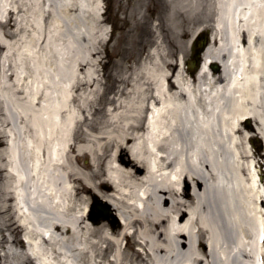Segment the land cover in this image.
I'll list each match as a JSON object with an SVG mask.
<instances>
[{"label": "bare ground", "instance_id": "1", "mask_svg": "<svg viewBox=\"0 0 264 264\" xmlns=\"http://www.w3.org/2000/svg\"><path fill=\"white\" fill-rule=\"evenodd\" d=\"M99 2L30 0L36 33L27 61L1 76L2 195L12 190L23 233L7 239L4 264H264V181L257 166L249 181L228 165L229 155H240L241 134L252 136L244 123L253 121L264 140V0H208L217 44L195 79L168 73L161 48L147 74L119 82L127 97L109 110L86 172L78 124L90 98H102V83L82 75L85 36L77 26L69 39L68 29L72 16L87 13L95 17L87 26L102 31ZM167 3L169 21L204 7V0ZM90 5L96 10H84ZM14 7L0 0V19L18 13ZM0 45L9 47L1 33ZM119 151L130 158L113 157L104 169ZM84 194L107 200L118 221L98 224L81 208Z\"/></svg>", "mask_w": 264, "mask_h": 264}, {"label": "rangeland", "instance_id": "2", "mask_svg": "<svg viewBox=\"0 0 264 264\" xmlns=\"http://www.w3.org/2000/svg\"><path fill=\"white\" fill-rule=\"evenodd\" d=\"M71 1L75 2L76 0H68L69 3ZM169 1L171 0H100L101 20L104 24L102 31L87 26V22L95 19L92 15L87 16V13H84L85 16L77 18L72 16L71 28L68 29L69 39H72L71 32L78 27L85 36L83 58L80 60V64L84 66L82 75L87 79L97 74L102 83L100 94L102 98L99 96L90 98V106L88 108L84 106L87 120H81L78 124L76 145L83 150V155L80 156V167L86 172L92 165L93 156L90 150L99 152L97 138L102 132L100 129L109 125V110L119 98L124 100L127 97L120 92V88L125 85L122 86L119 82L124 78H129V82H132L138 75L147 74L156 62L153 52L161 50V48L162 62L171 66L167 69L168 73L173 75L181 72L184 76L188 75L195 79L201 71L204 55L208 48L217 44L214 17L207 10L208 0H204V7L199 11L190 15L181 14L179 16L178 14L173 21L168 19L169 6L167 2ZM11 2L15 6L14 9H18V13L9 14L6 12L0 19V33L9 43V47L6 48L0 45V79L1 76H7V74L11 77L12 72L20 66L21 62L27 61L24 48L32 42L36 33L30 0H25V2L9 0V3ZM161 3L165 4L163 6L165 12L159 16L157 8ZM76 5L79 6V3ZM88 9L93 12L96 7L94 5L84 7V10ZM158 24H162L161 28H155ZM203 36L207 43L205 49L198 44L199 42L196 43ZM73 55L69 49L67 58L70 60ZM181 61H183L184 70H181ZM77 67L79 69V66L75 64L74 72L78 71ZM209 68L216 77L222 74L220 63L214 61L210 63ZM130 88L131 86H127V89ZM86 95L83 96L86 97ZM94 120L97 129L91 126ZM3 123L4 115L0 99V264L5 263L3 251L7 239L18 241L23 234L16 223L12 190H6L7 197L2 195L3 184L5 185L8 180L7 172L4 169L5 160L1 154V150L6 145L2 132ZM247 124L251 127L249 128ZM243 128L252 136L246 139V135L241 134L239 137L241 141L237 146L240 155H229L228 162L230 164L228 163V165L233 167L232 164H236L247 180L252 178L254 168L257 166L256 168L264 181V140L256 134V126L253 121L244 123ZM252 140L255 142L252 143ZM251 149H253L252 153ZM113 157L128 159L130 154L126 151L113 153L112 157L106 160L104 169ZM225 174L226 178H230V172L225 171ZM215 181H217L216 178ZM95 196L94 198L90 194H84L81 208L91 215L98 224L105 220H112L114 217L118 221V214L116 215L112 205L100 196ZM131 240L136 242L134 239ZM203 241L206 243L204 236ZM127 244L128 241H125L123 247H126Z\"/></svg>", "mask_w": 264, "mask_h": 264}, {"label": "water", "instance_id": "3", "mask_svg": "<svg viewBox=\"0 0 264 264\" xmlns=\"http://www.w3.org/2000/svg\"><path fill=\"white\" fill-rule=\"evenodd\" d=\"M199 44L201 45L202 48L205 49V47H207V43H205V41L203 40H199ZM193 67V66H192Z\"/></svg>", "mask_w": 264, "mask_h": 264}]
</instances>
